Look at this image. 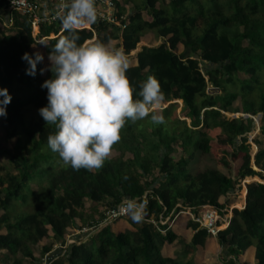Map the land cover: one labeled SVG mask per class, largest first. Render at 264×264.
<instances>
[{
    "label": "trees",
    "instance_id": "obj_1",
    "mask_svg": "<svg viewBox=\"0 0 264 264\" xmlns=\"http://www.w3.org/2000/svg\"><path fill=\"white\" fill-rule=\"evenodd\" d=\"M112 1L115 23L97 16L89 28L77 29V43L106 45L121 38L120 46L129 54L146 34L163 38L157 47L142 48L126 76L134 99L140 82L149 75L157 79L164 97L160 104L167 106L152 111L162 114L165 123L154 125L148 117L126 120L112 146L114 154L100 169H56L58 156L47 146L54 126L37 113L47 103L41 83L51 76L49 63L44 69L43 60L39 62L30 76L21 56L39 52L47 58L50 47L66 33L56 17L40 23L33 36L28 17L11 13L8 31L0 26V88L11 96L2 120L6 139L15 138L12 150H2L14 171L0 166V264H21L24 259L32 264H192L183 261L186 250L204 245L206 229L188 221L194 231L190 242L180 254L168 257L162 254L164 244L179 241L167 225L158 223L160 217L180 207L195 213L210 208L223 215L225 200L238 183L264 173V146L254 140L258 150L251 157L246 137L253 129L251 117L258 113L264 135V0ZM129 2L134 4L132 13L125 7ZM118 24L124 26L121 34ZM209 85L220 93L210 95ZM238 97L240 107L233 108ZM224 112L250 117L230 119ZM198 154H210L228 174L217 168L192 171ZM33 171H49L35 191L28 187ZM245 194V206L232 208L229 224L216 234L217 243L227 264H238L248 248L255 263L264 264V183H248ZM126 198L146 202L141 222L129 220L131 228L115 233L104 222V212L94 218L97 204L115 208ZM85 228L95 230L88 242L79 233L65 245L69 229ZM45 239L59 245L54 260L46 258L53 244ZM36 245L41 246L40 257L33 254Z\"/></svg>",
    "mask_w": 264,
    "mask_h": 264
},
{
    "label": "clouds",
    "instance_id": "obj_2",
    "mask_svg": "<svg viewBox=\"0 0 264 264\" xmlns=\"http://www.w3.org/2000/svg\"><path fill=\"white\" fill-rule=\"evenodd\" d=\"M58 7L57 18L66 34L50 47L47 59L51 76L41 83L47 103L37 113L54 126L47 146L63 164L73 170L100 169L119 141L126 120L148 117L154 125L165 123L162 114L150 112L163 101V93L157 79L149 75L140 82L138 98L134 99L135 89L126 76L129 62L122 49H109L99 41L77 43V29L96 22L95 0H62ZM43 59L39 52L23 53L21 60L28 65L25 73L35 76L36 66ZM0 97V117H5L11 96L6 88H0ZM145 210L146 202L128 198L117 208L133 223L142 221Z\"/></svg>",
    "mask_w": 264,
    "mask_h": 264
},
{
    "label": "rangeland",
    "instance_id": "obj_3",
    "mask_svg": "<svg viewBox=\"0 0 264 264\" xmlns=\"http://www.w3.org/2000/svg\"><path fill=\"white\" fill-rule=\"evenodd\" d=\"M6 31H8V29L4 26H2ZM38 32V28L33 27L32 28V35L35 36ZM160 44L159 39L156 40L154 46H158ZM116 43L114 42H109L107 43L105 46L108 47L109 49L112 48H117L120 49L118 47L115 46ZM143 47V44H139L137 46V48L133 51H131L129 54H125L127 57L128 62L132 59L135 58L136 54L139 53L141 51V48ZM182 47L179 46V51H181ZM43 62L45 63V67L46 68V64L49 63L47 58L43 59ZM205 64L204 63H200V67H204ZM248 76H243V75H239L240 79L243 78H247ZM207 92L210 95H215V94H219V90L213 88L212 86L209 85V87L207 88ZM179 107L177 109V113H180V108H181V102L178 101L177 102ZM164 106L166 105H161L160 103L158 105H155L152 109H150V111L155 110L159 113L160 109H162ZM232 107H240V100L239 97L236 98L233 103H232ZM224 115L227 118H235V117H250L248 115H244L242 113H230V112H224ZM261 117H262V113H258V115L252 116V120H253V129L251 132H249L248 134H246L247 137V143L250 145V153H251V157H253V155L255 154V152L258 150V147L254 144V140H257L261 143V147L264 146V135L260 134V126H261ZM182 119V117H181ZM188 122V120H187ZM15 143V138L12 139H6L5 137V125L4 122L2 120V117H0V166H3L4 169L6 171H14L13 167L11 166V164L9 163L8 160V155L3 153V149H7V150H12L13 145ZM114 152L111 151L110 155H113ZM58 156V155H57ZM176 157L178 156V154L175 155ZM54 165L55 168L58 169L62 166H64L65 164H63V162L60 160L59 157L54 159ZM41 166H44L43 164ZM253 169H255L256 171L259 172V170L252 164ZM206 168H217L220 171H222L225 174H228V169L221 167L219 165H217L215 163V161L212 159L210 154H198V156L196 157V159L194 161H192L191 163V169L192 171H201L203 169ZM42 169V168H41ZM40 170V169H39ZM33 176L32 179L29 181V185L28 187L32 190L35 191L38 188V184L42 182L43 179H45V177L49 174V171H33ZM231 175H233V172L231 173ZM251 178V179H250ZM252 182H257V183H264V173H262V176H255V177H247L243 180H241L238 183V189L233 193L230 194L225 202H226V207H225V212L224 214H226L227 216H231V210L232 208L236 207L238 209H240V207L244 204V197L246 196V185L248 183H252ZM87 202H86V207H90L87 206ZM106 208H108L105 204H97L96 208H94L93 210V216L94 218L99 217V215L104 212ZM87 209H85L86 211ZM89 212V211H88ZM1 213V210H0ZM105 215V214H104ZM166 221V219H163L162 223L164 224ZM104 222H106L109 227L111 228V230L115 233H117L118 231H121L122 229H124L125 227H127V224L129 225V218L126 217H122L120 219H116V220H110L107 219L106 220V216H105V220ZM170 225L172 224V222H169ZM103 224L99 225L98 228H100ZM224 228V226H222ZM221 227V229H223ZM174 229H176L175 231L178 234V241H179V245L178 244H174L171 245V247L166 246V251L168 252H173L175 253V255L177 253H180L182 251V249H185V245H187L190 242L191 236H190V231L188 229L184 228V223L180 222L179 224L174 225ZM0 232H4V230H0ZM95 232V230H92L91 228H85L81 231H78L76 229H69L66 233V238H65V245L69 244L72 242V237L73 235H82V233H84L83 240L85 242H88V238L90 235H92ZM45 243H49V244H53L52 246V250L51 252L48 254V256L46 258L48 259H56L58 257V252L57 249L59 247V245L57 243L52 242L51 240H47L45 239ZM218 245L217 243V239L216 236H209L207 237V243L205 246V249L202 252V255L199 256H195L196 251L191 252L190 250H187V258L184 259V261H191L192 264H227L224 262V259L222 254H221V248L216 247L215 245ZM64 247V246H63ZM40 250H41V246L40 245H36L32 247V251L33 254L36 257H40ZM180 251V252H179ZM20 257V256H18ZM207 258L210 259V262L206 261ZM227 258H230L227 257ZM61 259V256H60ZM60 263H64L63 260H61ZM21 264H32L29 262L28 259H24L23 262ZM43 264H48V261L44 262ZM256 264V263H255Z\"/></svg>",
    "mask_w": 264,
    "mask_h": 264
},
{
    "label": "built area",
    "instance_id": "obj_4",
    "mask_svg": "<svg viewBox=\"0 0 264 264\" xmlns=\"http://www.w3.org/2000/svg\"><path fill=\"white\" fill-rule=\"evenodd\" d=\"M62 0H0V9L5 8L10 14L18 13L20 15L28 17L31 22L32 28H38L40 23L54 21L57 17V13L60 11L58 5ZM51 6L53 11L49 15H43L42 10ZM96 14L97 16L109 23H115V5L112 0H95ZM103 7V8H100ZM118 26L123 29V25ZM121 204V203H120ZM119 204V205H120ZM118 205L115 208H107L105 210L106 220H116L122 217H126L123 212L117 211ZM192 221L198 223V225L208 232L211 236H216L217 232L222 226L226 227L229 224L230 217L226 214H217L210 208H204L198 211L196 214L189 213ZM164 218L159 219L158 223L163 224ZM154 224L157 222L151 220ZM223 228V227H222Z\"/></svg>",
    "mask_w": 264,
    "mask_h": 264
},
{
    "label": "crops",
    "instance_id": "obj_5",
    "mask_svg": "<svg viewBox=\"0 0 264 264\" xmlns=\"http://www.w3.org/2000/svg\"><path fill=\"white\" fill-rule=\"evenodd\" d=\"M117 1L118 2H120V1L122 2V0H117ZM133 1H134V3H137L138 5L142 3V0H133ZM125 7L127 9V13H132V12L135 11L133 2H129L128 4H126ZM100 8H103V7H100ZM52 10L53 9L51 8V6H49V7L44 8L42 10V14L47 16V15H49V13ZM142 16H143L144 19H149L148 16H147V13L145 11L142 12ZM10 24H11V14L5 8H1L0 9V26L1 27L4 26V27L7 28ZM80 27L89 28V24L85 23V24L81 25ZM121 30L122 29H120L119 34H121ZM157 39H159L160 44L164 41V39L161 38L160 36L153 35V34H150V33L149 34H146V35H144V36H142L140 38V41L136 45V48H137V46L139 44H143V47L142 48H144V47H148V48L157 47V46H154V44H155V42H156ZM109 42L116 43L115 46L118 47V48H120V49H122V47L120 46V44L122 42L121 41V38L116 39V40H110ZM89 43H91V41H87L85 44H89ZM142 48H141V50H142ZM137 54H136V56H135L134 59H132V60L129 61V65H135L136 64V62H137V59H136ZM245 197H244V200H243L244 201V204L240 207V209H242L245 206ZM178 206L180 207L179 204H178ZM189 213L196 214L192 210V208L180 207V210L178 212H176V213H173L172 212L169 215H167L166 217H164V219H166V221H165L164 224L167 225V228L168 229H171L178 236L177 232L175 231L176 229H174V225H175V223L176 224H179L180 222H183L184 223V228L185 229H188L190 231V236L192 237L194 231L191 228H188L187 227L188 221H192L191 218H190V216H189ZM169 222H172V224L170 225ZM164 224H162V225H164ZM126 228H131V226L127 224V227H125L124 229H126ZM124 229H122V230H124ZM178 243H174V244H178ZM206 243H207V238L205 239V242H204V245L203 246H197L196 249H194V250H190L189 248L187 250H190L191 252L196 251L195 256L197 257L199 255H202V252L205 249ZM174 244H171V245H174ZM171 245L170 244H164V246L162 247V254H164L165 256H168V257H175L177 254H180L183 251V249H182V251L181 252L179 251L180 253H177L176 255L173 252L166 251V246L171 247ZM215 246L216 247H219V245H217V244ZM187 250H186V256L183 258V261L188 256L187 255ZM206 261L210 262V259L207 258ZM237 263L238 264H255V261H254V258H253V249L252 248H248L243 254H241L238 257Z\"/></svg>",
    "mask_w": 264,
    "mask_h": 264
},
{
    "label": "water",
    "instance_id": "obj_6",
    "mask_svg": "<svg viewBox=\"0 0 264 264\" xmlns=\"http://www.w3.org/2000/svg\"><path fill=\"white\" fill-rule=\"evenodd\" d=\"M258 115V114H257Z\"/></svg>",
    "mask_w": 264,
    "mask_h": 264
}]
</instances>
